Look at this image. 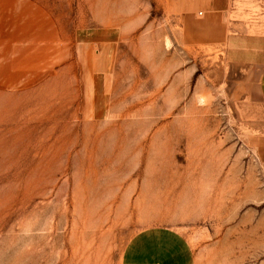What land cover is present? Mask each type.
I'll use <instances>...</instances> for the list:
<instances>
[{"label":"rangeland","instance_id":"374dc122","mask_svg":"<svg viewBox=\"0 0 264 264\" xmlns=\"http://www.w3.org/2000/svg\"><path fill=\"white\" fill-rule=\"evenodd\" d=\"M162 2L0 0V264H120L151 227L194 264H264L238 72L200 11L187 41ZM231 11L264 33V0Z\"/></svg>","mask_w":264,"mask_h":264},{"label":"crops","instance_id":"0c3cea01","mask_svg":"<svg viewBox=\"0 0 264 264\" xmlns=\"http://www.w3.org/2000/svg\"><path fill=\"white\" fill-rule=\"evenodd\" d=\"M259 0H163L172 20L192 35L194 15L203 16L202 23L209 26L211 42L223 48L228 65L238 72L232 83L233 93L250 111L257 124V143L264 150V33L245 28L242 21H231L232 8ZM247 2V4H246ZM234 15V12H233ZM208 31V30H207ZM207 34V33H206ZM206 38V37H205ZM259 100L260 108L255 101ZM261 129V132L259 131ZM264 161V151L260 154ZM120 264H194V252L187 239L173 228L151 227L134 234L123 248Z\"/></svg>","mask_w":264,"mask_h":264}]
</instances>
